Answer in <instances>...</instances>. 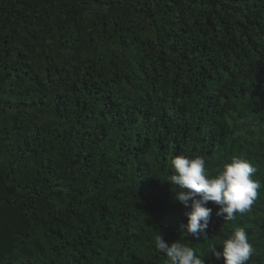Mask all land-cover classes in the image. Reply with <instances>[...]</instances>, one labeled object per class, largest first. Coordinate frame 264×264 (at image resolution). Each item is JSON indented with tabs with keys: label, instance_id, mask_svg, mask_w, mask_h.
I'll return each instance as SVG.
<instances>
[{
	"label": "trees",
	"instance_id": "1",
	"mask_svg": "<svg viewBox=\"0 0 264 264\" xmlns=\"http://www.w3.org/2000/svg\"><path fill=\"white\" fill-rule=\"evenodd\" d=\"M176 155L251 161V210L185 235ZM236 227L264 264V0H0V264H223Z\"/></svg>",
	"mask_w": 264,
	"mask_h": 264
},
{
	"label": "clouds",
	"instance_id": "2",
	"mask_svg": "<svg viewBox=\"0 0 264 264\" xmlns=\"http://www.w3.org/2000/svg\"><path fill=\"white\" fill-rule=\"evenodd\" d=\"M171 168L173 171L165 182L179 189L174 198L188 209L184 213L187 223L180 225V231L201 240L209 238L207 229L213 213L209 202L218 206L217 216L231 221L251 210L261 188V183L253 178L256 168L243 157H232L215 175L209 174L206 161L200 156L176 155ZM154 245L165 256V264H204L196 250L180 240L168 243L159 233ZM209 252L217 261L222 259L223 264H248L254 248L246 229L236 227L223 239L221 251L213 244Z\"/></svg>",
	"mask_w": 264,
	"mask_h": 264
}]
</instances>
